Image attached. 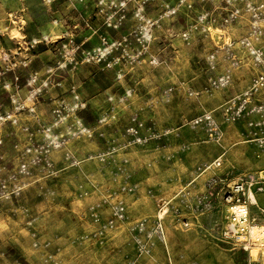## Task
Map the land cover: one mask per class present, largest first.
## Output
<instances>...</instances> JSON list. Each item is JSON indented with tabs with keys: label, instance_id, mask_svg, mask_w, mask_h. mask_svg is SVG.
Listing matches in <instances>:
<instances>
[{
	"label": "rangeland",
	"instance_id": "374dc122",
	"mask_svg": "<svg viewBox=\"0 0 264 264\" xmlns=\"http://www.w3.org/2000/svg\"><path fill=\"white\" fill-rule=\"evenodd\" d=\"M243 6L242 0H0V41H7L3 42L5 49L13 48L12 41L16 40L12 37L22 39L23 35L28 39L47 37V41H65L61 40L64 36L81 45L75 61L55 73L50 90L36 102L41 117L50 119L44 113L53 107V98H68L77 93L92 106L89 104L81 113L82 118L95 124L98 107L104 105L107 93L121 95L126 89H133L130 107L122 109L119 122L106 129L110 141L113 138L117 139L116 144L124 141V129L133 113L158 131L177 129L180 133L179 141L161 142L160 150L156 151V143L134 147L115 154L110 165L84 162L80 167L61 171L57 178H50L51 182L34 183L17 201L6 205L0 215V264H261L256 251L250 255L219 239L226 212L217 199L213 200L215 210L198 216L191 228L183 229L177 219L167 217L166 239L156 242L149 253L135 246L129 232H118L102 243L88 236L95 227L89 207L108 193L118 191L125 182L138 185L136 194L126 197L128 222L147 219L151 225L158 212L157 199L171 198L193 179L195 169L202 164L223 156V168L218 175L224 180L234 181L249 172L261 173L264 178V152L239 136L246 135L244 123L223 125L221 145L211 141L208 131L191 125L205 112H212L221 122L220 104L249 83L248 72L240 69L242 61L228 90L197 99L188 98L184 90L200 91L215 75L208 70L206 57L221 42L220 21L231 10H242ZM201 15H208L210 24L202 26ZM249 22L248 15L242 14L232 25L230 36L236 39L245 35ZM191 27L193 32L187 40L184 35ZM101 41L122 45L108 60L86 63L82 52ZM52 47L44 52L45 47H38V57L22 67L18 76L24 81L33 72L54 65L61 52L54 50L57 45ZM240 55L246 60L244 53ZM7 67L0 65V114L9 109L4 85L15 76ZM4 71L6 74L2 75ZM120 72L124 74L122 80L117 79ZM170 89L173 91L169 92ZM22 118L24 121L14 127H1L0 137L16 139L20 125L30 117ZM179 143L186 144L188 150L179 151ZM77 144L81 160L110 146L109 142L99 140H82ZM3 146H0V168L16 167L15 153ZM168 149L176 153L174 161L166 160ZM125 155L129 163L122 173L118 169ZM54 160L58 170L64 168L61 155L54 156ZM207 177L203 175L202 181ZM80 185L95 193L80 198ZM201 188L199 184L196 190ZM257 202L264 208V193L258 194ZM251 211L261 219L256 206ZM102 216L107 213L102 211ZM36 241L39 247H34Z\"/></svg>",
	"mask_w": 264,
	"mask_h": 264
},
{
	"label": "built area",
	"instance_id": "2783aa9c",
	"mask_svg": "<svg viewBox=\"0 0 264 264\" xmlns=\"http://www.w3.org/2000/svg\"><path fill=\"white\" fill-rule=\"evenodd\" d=\"M242 2L244 4L242 10L233 9L222 18L220 29L227 30L238 22L242 14H247L250 22L246 34L234 39L227 33H222L219 46L206 57L207 68L215 75L208 79L200 91L191 88L184 90L191 99L211 97L217 92L228 90L233 83L234 71L241 65L238 53L246 54L251 61L252 77L245 89L220 104L218 114L221 116V122L212 112H205L196 117L191 125L193 128L202 127L210 134L211 141L221 145L224 140L223 125L244 123L246 135L240 133L239 136L247 138V142L253 143L259 151L264 152V0ZM199 21L202 26L210 24L208 15H201ZM13 23L18 24L15 21ZM87 26L89 27V23ZM192 32L193 27L184 37L188 40ZM12 39L16 40L12 41L14 43L12 49H5L3 42L7 41H0V65H8L7 69L15 75L11 82L4 85L9 109L0 114V128L20 124L24 121L22 116L30 118H25L26 123L20 125L19 133L11 144L16 167L12 165L9 169L0 168V215L6 205L17 201L34 183L42 180L51 182L50 178H57L58 173L63 170L80 167L82 163L89 161L110 165L115 160V154L126 153L134 147H148L156 143L157 151L161 148L159 146L161 142L179 141L180 133L177 129L158 131L155 127H149L137 113L130 115L122 143L116 144L117 139L114 138L109 140L106 129L119 122L122 109L130 107L133 89H126L121 95H107L106 106L99 109L95 124H90L82 118L81 113L88 109L89 102L77 93L68 98H53V101L47 98L53 105L51 112L49 111L50 119L41 117L36 102H40L39 100L50 90L55 73L67 69L75 61L76 55L81 51V45L73 39L66 40L64 36L61 40L65 41H47V37L28 39L24 35L22 39L16 37ZM55 45L58 48L54 50H60L61 53L57 55L54 65L33 72L24 81L18 76L17 73L22 67H27L33 58L38 57V47H45L44 52L51 51V47ZM121 45L101 41L82 52L83 60L89 64L101 63L108 60ZM221 67L223 70L220 72ZM1 74L4 75L6 72ZM123 77L122 72L118 73V80H122ZM171 91L173 89L169 90ZM82 140L107 141L110 146L106 151L91 153L85 160H81L75 147ZM3 145L4 139L1 138L0 146ZM178 148L182 152L188 150L186 144L179 143ZM56 155L62 157L64 168L61 170H58L55 163ZM257 157L259 158L260 154H257ZM123 158L118 170L125 173L129 159L126 155ZM165 158L174 161L177 156L168 149ZM222 158L223 156L212 163L198 166L193 179L180 187L171 198L157 199L158 212L151 225L147 219H140L135 223L128 222L126 197L135 195L138 185L123 183L118 191L108 193L89 207V215L95 227L88 236L95 242L102 243L101 241L118 232H129L133 235L135 246L141 252L149 253L156 242L165 241L167 217L173 216L183 229L191 228L198 216L215 210L213 200L217 199L226 212L220 225L219 239L248 251L250 255L256 251L259 261L264 264V208L259 207L257 202L258 194L264 193V178L261 173L257 175L249 172L234 181L224 180L218 175L223 168ZM151 165L152 163L148 164L149 167ZM203 175H208L204 181L201 179ZM199 184H202V190L197 191ZM94 193L95 191L86 190L83 185L79 186L80 198ZM148 194L153 196L152 191ZM253 206L260 211V220L252 215ZM102 211L104 214L107 213L106 217L102 216ZM142 239L147 241L144 242ZM34 247H39L38 241L34 243ZM45 247H48V244Z\"/></svg>",
	"mask_w": 264,
	"mask_h": 264
},
{
	"label": "crops",
	"instance_id": "0c3cea01",
	"mask_svg": "<svg viewBox=\"0 0 264 264\" xmlns=\"http://www.w3.org/2000/svg\"><path fill=\"white\" fill-rule=\"evenodd\" d=\"M230 29H231V27L230 28H228L227 30H225V31H222V33H227L228 35H230L231 33V31H230ZM221 33V34H222ZM92 43L93 44H95L96 42H94V41H92ZM92 43H91V45H92ZM100 43V42H99ZM98 43V44H99ZM97 44V45H98ZM240 53L241 52H239L238 53V57H239V59L242 61V66H241V68L240 69H245L247 72H248V74H249V76H250V78H249V82H250V79H251V77H252V72H251V61H250V59H248V57H247V55L246 54H244V56H245V58H246V60L244 59V57H241V55H240ZM224 67V66H223ZM223 67H221V69H220V72L223 70ZM239 71V69L238 70H235L234 71V73H233V75H235L237 72ZM62 73V72H61ZM65 74V73H64ZM234 80V79H233ZM249 84V83H248ZM241 91H237L236 93H235V95L236 94H238V93H240ZM109 94H113V93H107L106 95H105V100H104V105L102 106V107H104V106H106V97H107V95H109ZM89 104H90V106H91V103L89 102ZM101 106L100 107H98V111H99V108H102ZM91 108H92V106H91ZM41 110V106L39 105V111ZM41 114V113H40ZM47 114H49L50 115V112H49V110H47V112H45L44 113V115H47ZM42 115V114H41ZM4 139V146L2 147V148H5V149H10L11 148V144H12V142H13V140H14V138L13 139H10V140H7L6 139V135H2L1 137H0V139ZM7 142V143H6Z\"/></svg>",
	"mask_w": 264,
	"mask_h": 264
},
{
	"label": "bare ground",
	"instance_id": "6f19581e",
	"mask_svg": "<svg viewBox=\"0 0 264 264\" xmlns=\"http://www.w3.org/2000/svg\"><path fill=\"white\" fill-rule=\"evenodd\" d=\"M263 174H264V172H263Z\"/></svg>",
	"mask_w": 264,
	"mask_h": 264
}]
</instances>
